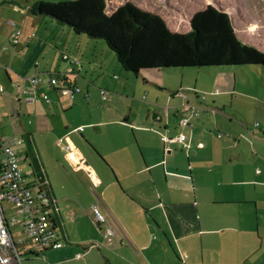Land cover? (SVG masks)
<instances>
[{
    "label": "crops",
    "instance_id": "0c3cea01",
    "mask_svg": "<svg viewBox=\"0 0 264 264\" xmlns=\"http://www.w3.org/2000/svg\"><path fill=\"white\" fill-rule=\"evenodd\" d=\"M33 18L32 27H25L27 17L21 24L17 45L7 39L15 49L0 53V107L23 111L36 133L50 131L51 117L55 129H63L54 141L61 148L57 153L41 141L49 161L29 137L55 198L63 246L36 254L22 246V259L43 260L29 264H264V102L240 89L231 74L218 72L227 69L206 78L193 68L132 76L106 45ZM63 53L78 64L64 61ZM35 62L40 73L72 69L68 75L80 93L70 98L52 89L56 98L51 99L47 89L48 103L60 115L42 100L21 104L10 87L12 79L31 75ZM181 88L190 90L185 98L177 94ZM120 90L132 95L127 106H119ZM185 103L198 114L182 127L180 116L189 114L182 112ZM245 107L254 114L245 116ZM40 117H45L43 129L37 127ZM179 132L186 135L187 150L174 139ZM61 137L70 150L58 142ZM98 203L127 238L114 247L103 243L94 221L91 206ZM11 231L22 232L19 226ZM76 253L82 257L76 259Z\"/></svg>",
    "mask_w": 264,
    "mask_h": 264
},
{
    "label": "trees",
    "instance_id": "16d2710c",
    "mask_svg": "<svg viewBox=\"0 0 264 264\" xmlns=\"http://www.w3.org/2000/svg\"><path fill=\"white\" fill-rule=\"evenodd\" d=\"M30 2L27 8L32 15L65 26L89 41H104L122 70L134 75L142 70L264 67V51L244 43L229 13L212 4L190 16L186 32H176L169 29L160 15L143 10L129 0L110 12L106 0ZM8 40L11 44L10 35ZM52 89L55 88L48 91ZM28 151L25 156L31 159V173L41 176L42 169L30 144ZM56 218L58 220L57 213Z\"/></svg>",
    "mask_w": 264,
    "mask_h": 264
},
{
    "label": "built area",
    "instance_id": "2783aa9c",
    "mask_svg": "<svg viewBox=\"0 0 264 264\" xmlns=\"http://www.w3.org/2000/svg\"><path fill=\"white\" fill-rule=\"evenodd\" d=\"M11 25L13 31L10 33V41L15 45L20 37V31L14 28L13 23ZM62 59L71 64H78V59L68 53H63ZM71 72L72 69L67 67L58 73H40L36 62L35 71L31 75L12 79L9 84L14 95L24 103H35L39 100L49 102L47 89L50 88L58 89L71 98L75 93L81 92L69 77L68 74ZM2 91L3 86L0 84V92ZM188 91L190 90L181 88L177 94L185 98ZM100 93L105 100L106 91L102 89ZM182 110L189 111L188 115L182 114L179 118V125L184 127L189 123L191 115L198 114V108L185 103L182 104ZM174 139L185 150L189 148L184 132H179ZM58 142L66 150H70V144L64 138H59ZM13 144L8 138L0 137V264H22L20 251L22 246L32 254L63 246V236L57 226L55 198L51 194L48 181L41 176H38V181H29L25 178L20 167L21 158ZM89 189L93 190V187ZM5 202L9 207H5ZM91 211L98 230L102 232L105 245L114 247L122 243V239H127L111 215L99 203L92 205ZM15 226L21 228L20 235L12 233L11 229ZM81 257V253L75 254L76 259Z\"/></svg>",
    "mask_w": 264,
    "mask_h": 264
},
{
    "label": "rangeland",
    "instance_id": "374dc122",
    "mask_svg": "<svg viewBox=\"0 0 264 264\" xmlns=\"http://www.w3.org/2000/svg\"><path fill=\"white\" fill-rule=\"evenodd\" d=\"M28 0H0V53H5L14 50L15 48L8 46L7 39L12 31V23L15 24V28L22 29V23L26 19L25 27L30 28L33 26L34 19L33 16L27 10ZM107 1V11L110 12L114 9L120 2L127 0H106ZM131 1V0H129ZM135 4L143 10L150 11L153 13H159L163 16L164 21L170 30L176 32H186L189 28L188 17L198 9L205 7L207 4H212L220 8L225 9L232 18L235 31L238 37L246 44L253 45L260 50L264 51V0H134ZM30 2V0L28 1ZM145 8V9H144ZM43 19V18H41ZM45 19V18H44ZM46 22L51 21L45 19ZM48 22V25H51V28L58 27L59 29H64L69 31L70 29L56 24L55 22ZM46 27L43 25V28ZM71 31V30H70ZM72 33V32H70ZM63 34V33H61ZM78 37L85 38L83 35ZM99 47H104L105 42L102 40L98 41ZM102 43V44H101ZM110 51V50H109ZM112 53V52H110ZM113 54V53H112ZM114 55V54H113ZM115 56V55H114ZM119 65V64H118ZM119 67V66H118ZM121 67V66H120ZM237 68H219L227 70H218L220 73L227 72L231 74L236 81L239 82V88H246L250 90L251 94H256L255 98H259L264 102V67L257 66L256 68L249 66H235ZM194 69V68H193ZM209 72H203V69H200V73L204 74L202 77H209V74H215L217 71L216 68H206ZM196 70V69H195ZM194 70V71H195ZM130 73V72H129ZM130 75L134 76L132 73ZM201 76V75H200ZM2 82V81H0ZM239 92V90H238ZM121 97V102L119 106L123 104L127 106V103L131 101V93L126 91H118ZM50 98H56L55 92H49ZM237 94V93H236ZM21 104L24 102L20 101ZM43 106L51 107V111L54 114L62 113L57 108L55 109V104L43 102ZM18 105V102H17ZM44 106V107H45ZM53 107V108H52ZM245 116L254 114L252 109L247 107L242 108ZM58 110V112L54 111ZM0 116V137L8 138L12 141L13 148L16 150L17 154L20 156V167L22 169L25 178L29 181H38V176H33L31 173V159L26 158L22 161L23 156L28 151V145L30 144V138L33 136V141L35 146L38 148L39 154L42 158L49 161V157L46 154V149L41 146V141L44 138L48 143L49 149L57 153L61 148L55 144L58 134H62L63 129H55V122L52 121V117L48 118L51 123V129L49 132L44 134H39L33 131L34 124L29 126L28 118L26 115H23V111L19 114L17 110L15 111L11 107L5 106L4 110L1 109ZM25 114V113H24ZM62 116V115H61ZM45 117H40L38 119L39 123L37 127L43 129L45 127L44 121L41 119ZM56 118V117H55ZM55 120H58L56 118ZM37 121V122H38ZM59 128V127H58ZM76 134L71 135V137H76ZM45 142V143H46ZM34 143H31V145ZM36 150V148L33 146ZM36 153V152H35ZM5 207H9L7 202L4 203ZM40 259L41 258H36ZM33 259V260H36ZM33 260L25 261L22 259V264H29ZM43 261V260H41Z\"/></svg>",
    "mask_w": 264,
    "mask_h": 264
}]
</instances>
